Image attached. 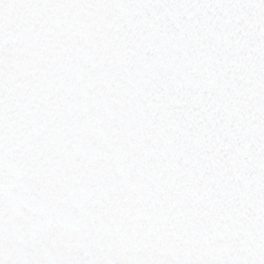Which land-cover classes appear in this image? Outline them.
I'll use <instances>...</instances> for the list:
<instances>
[{"label": "snow or ice", "instance_id": "snow-or-ice-1", "mask_svg": "<svg viewBox=\"0 0 264 264\" xmlns=\"http://www.w3.org/2000/svg\"><path fill=\"white\" fill-rule=\"evenodd\" d=\"M0 264H264V0H0Z\"/></svg>", "mask_w": 264, "mask_h": 264}]
</instances>
